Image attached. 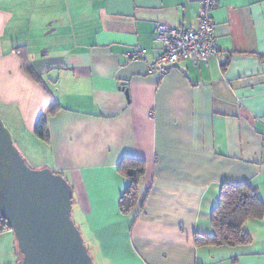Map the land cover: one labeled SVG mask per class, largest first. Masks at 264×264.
<instances>
[{"label": "crops", "instance_id": "1", "mask_svg": "<svg viewBox=\"0 0 264 264\" xmlns=\"http://www.w3.org/2000/svg\"><path fill=\"white\" fill-rule=\"evenodd\" d=\"M201 1L0 0V101L35 138L46 115L41 166L71 184L96 264H264V214L244 223L246 244L193 240L214 235L223 184L254 188L264 207V0H218L217 55L147 70L157 25H194ZM123 158L145 163L128 214ZM13 261L5 230L0 264Z\"/></svg>", "mask_w": 264, "mask_h": 264}, {"label": "water", "instance_id": "2", "mask_svg": "<svg viewBox=\"0 0 264 264\" xmlns=\"http://www.w3.org/2000/svg\"><path fill=\"white\" fill-rule=\"evenodd\" d=\"M72 192L63 175L26 164L0 118V212L21 264H94L70 216Z\"/></svg>", "mask_w": 264, "mask_h": 264}, {"label": "trees", "instance_id": "3", "mask_svg": "<svg viewBox=\"0 0 264 264\" xmlns=\"http://www.w3.org/2000/svg\"><path fill=\"white\" fill-rule=\"evenodd\" d=\"M25 71L32 79L39 82L37 76L33 75L34 73L30 68L25 69ZM52 111L53 109L51 108L46 113L50 114ZM45 116L44 114L39 116L35 127V135L41 141L47 142V119ZM118 170L128 179V184L120 195L118 207L122 214H128L137 205L138 186L145 171V163L142 159L123 158L118 165ZM263 214V204L257 198L254 188L246 184H223L220 187L218 204L211 215L214 235L211 237L195 235L194 244L196 246L204 244L215 246L246 244L249 241V237L243 229L244 223L249 219H260ZM5 230H10V228L0 212V233Z\"/></svg>", "mask_w": 264, "mask_h": 264}, {"label": "built area", "instance_id": "4", "mask_svg": "<svg viewBox=\"0 0 264 264\" xmlns=\"http://www.w3.org/2000/svg\"><path fill=\"white\" fill-rule=\"evenodd\" d=\"M218 0H202L194 25L168 26L159 24L155 29V40L162 49L147 63V70L159 75H165L179 62L189 59L194 62H206L219 53L215 34V23L211 17L212 10ZM141 48L135 47L132 54L141 53Z\"/></svg>", "mask_w": 264, "mask_h": 264}, {"label": "rangeland", "instance_id": "5", "mask_svg": "<svg viewBox=\"0 0 264 264\" xmlns=\"http://www.w3.org/2000/svg\"><path fill=\"white\" fill-rule=\"evenodd\" d=\"M0 118L2 119L7 129L10 131L13 143L24 158L26 164L31 169L44 168L41 165L44 161H49L46 157L48 148L37 138L33 137L32 135L25 134V127L22 124V119L17 111V107L15 106V104H8L0 101ZM70 216L75 225L79 228V226H81L79 223L80 219L77 217L74 205H72ZM11 232L13 234V231ZM83 241L86 244V238L84 236ZM87 248L89 251V255L91 256V249L89 247ZM91 259L93 263L96 264L95 259L92 258V256ZM12 263L14 264V261Z\"/></svg>", "mask_w": 264, "mask_h": 264}]
</instances>
